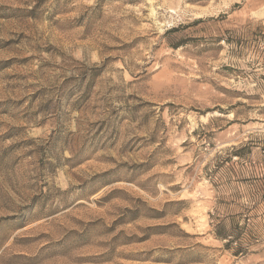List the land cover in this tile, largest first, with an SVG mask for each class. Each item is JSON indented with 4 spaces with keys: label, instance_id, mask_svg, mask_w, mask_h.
I'll list each match as a JSON object with an SVG mask.
<instances>
[{
    "label": "rangeland",
    "instance_id": "obj_1",
    "mask_svg": "<svg viewBox=\"0 0 264 264\" xmlns=\"http://www.w3.org/2000/svg\"><path fill=\"white\" fill-rule=\"evenodd\" d=\"M0 264H264V0H0Z\"/></svg>",
    "mask_w": 264,
    "mask_h": 264
},
{
    "label": "trees",
    "instance_id": "obj_2",
    "mask_svg": "<svg viewBox=\"0 0 264 264\" xmlns=\"http://www.w3.org/2000/svg\"><path fill=\"white\" fill-rule=\"evenodd\" d=\"M215 234L217 235V237L221 238V239H227V241H230L228 238L230 236V234H225V233H222L221 231L217 230L215 232Z\"/></svg>",
    "mask_w": 264,
    "mask_h": 264
}]
</instances>
